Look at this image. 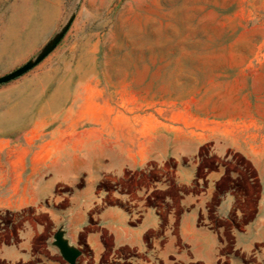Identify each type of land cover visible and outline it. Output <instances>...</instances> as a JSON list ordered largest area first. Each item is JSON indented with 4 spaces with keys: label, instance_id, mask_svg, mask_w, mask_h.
<instances>
[{
    "label": "crops",
    "instance_id": "0c3cea01",
    "mask_svg": "<svg viewBox=\"0 0 264 264\" xmlns=\"http://www.w3.org/2000/svg\"><path fill=\"white\" fill-rule=\"evenodd\" d=\"M235 102L212 97L202 117L191 99L169 118L5 141L0 264L58 256L60 229L97 260L264 264V104ZM122 177L151 181L134 193L101 188Z\"/></svg>",
    "mask_w": 264,
    "mask_h": 264
},
{
    "label": "rangeland",
    "instance_id": "374dc122",
    "mask_svg": "<svg viewBox=\"0 0 264 264\" xmlns=\"http://www.w3.org/2000/svg\"><path fill=\"white\" fill-rule=\"evenodd\" d=\"M68 26L40 65L0 86V145L44 139L61 125L72 135L95 122L169 118L191 99L202 117L212 97L222 108L225 98L264 104V0H0V78L35 61ZM150 179H107L101 188L134 193ZM80 250L77 264H121ZM45 257L30 264H68Z\"/></svg>",
    "mask_w": 264,
    "mask_h": 264
},
{
    "label": "water",
    "instance_id": "95a60500",
    "mask_svg": "<svg viewBox=\"0 0 264 264\" xmlns=\"http://www.w3.org/2000/svg\"><path fill=\"white\" fill-rule=\"evenodd\" d=\"M69 26L64 30V32L53 42V44L48 47L44 53H42L35 61L26 64L25 66L19 68L15 72L0 78V86L13 82L26 74H28L35 67L40 65L45 58L58 46L59 42L63 39L66 32L68 31ZM53 246L56 247L62 258L68 264H77L78 259L82 256L80 249L72 246L70 242L65 238V232L63 229H60L54 235Z\"/></svg>",
    "mask_w": 264,
    "mask_h": 264
}]
</instances>
